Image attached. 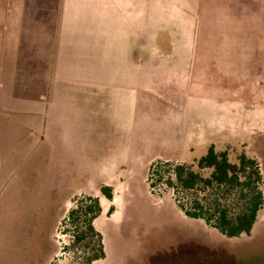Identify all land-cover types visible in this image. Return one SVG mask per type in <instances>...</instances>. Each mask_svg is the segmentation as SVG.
Instances as JSON below:
<instances>
[{
	"label": "rangeland",
	"instance_id": "1",
	"mask_svg": "<svg viewBox=\"0 0 264 264\" xmlns=\"http://www.w3.org/2000/svg\"><path fill=\"white\" fill-rule=\"evenodd\" d=\"M130 13L139 29L146 15L154 19L155 45L164 52L172 42L196 46L187 59L193 83L205 89L214 76L229 90L226 96L244 105L243 116L234 111L220 118L230 130L214 148L226 151L233 163L240 154L254 160L264 198V0H101V20ZM137 38L138 44L150 45L146 37ZM134 56L144 60L146 55ZM162 111L149 102L140 103L133 119L125 111L101 117V161H109L116 148L132 147L130 177L102 181L90 166L92 159L73 169L34 167L32 160L17 167L16 178L4 183L9 187L0 197V264H85L92 245L85 250L73 245L67 214L86 196L97 198L101 209L92 225L101 235L104 258L91 264H264V205L250 234L230 239L203 220L185 216L179 205L189 209L195 199L205 204L218 191L209 196L173 190L165 185V176L173 165L196 170V160L211 145L190 124L166 122ZM156 162L164 167L151 169ZM156 171L162 174L160 182ZM18 174L26 180L25 190ZM101 186L111 188L110 201L101 195ZM225 200L222 204L237 208L232 197Z\"/></svg>",
	"mask_w": 264,
	"mask_h": 264
},
{
	"label": "crops",
	"instance_id": "2",
	"mask_svg": "<svg viewBox=\"0 0 264 264\" xmlns=\"http://www.w3.org/2000/svg\"><path fill=\"white\" fill-rule=\"evenodd\" d=\"M115 17L101 20V0H0V197L17 167L32 161L73 169L92 159L102 181L130 177L132 147L101 161V117L125 111L133 119L140 103L162 107L166 122L190 124L212 146L230 130L220 118L246 112L214 76L205 89L193 83L187 59L196 46L172 42L164 52L154 19L146 15L139 29L134 14Z\"/></svg>",
	"mask_w": 264,
	"mask_h": 264
},
{
	"label": "trees",
	"instance_id": "3",
	"mask_svg": "<svg viewBox=\"0 0 264 264\" xmlns=\"http://www.w3.org/2000/svg\"><path fill=\"white\" fill-rule=\"evenodd\" d=\"M161 163H154L151 169H155V166L159 169L164 167ZM203 170H208L209 174L203 176ZM156 173V179L160 182L162 174L158 171ZM152 176L153 173L150 174L151 178ZM260 182L261 176L254 160L240 154L237 162L233 163L226 151H216L212 145L204 156L196 160V170L183 164L173 165L164 179L167 187L180 189L182 192L202 191L211 196V193L217 190L218 192L213 194L215 199H207L205 204L195 199L189 209H185L183 205L179 206L186 217L203 220L206 225L228 239L250 234L264 205ZM100 193L106 200L112 199L110 187L101 186ZM227 197L233 198L237 208L231 210L230 206L222 204L221 199L225 200ZM100 211L98 199L86 196L77 201L75 207L67 214V220L74 227L73 245L82 244L83 250L92 245V253L85 259V264L104 258L101 235L92 225Z\"/></svg>",
	"mask_w": 264,
	"mask_h": 264
}]
</instances>
